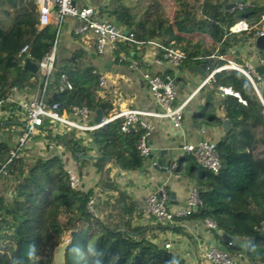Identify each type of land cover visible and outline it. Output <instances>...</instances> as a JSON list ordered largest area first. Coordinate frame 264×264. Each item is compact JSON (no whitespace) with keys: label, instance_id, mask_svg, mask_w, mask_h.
Segmentation results:
<instances>
[{"label":"trees","instance_id":"trees-1","mask_svg":"<svg viewBox=\"0 0 264 264\" xmlns=\"http://www.w3.org/2000/svg\"><path fill=\"white\" fill-rule=\"evenodd\" d=\"M36 2L0 0V100L5 105L14 91L41 90L42 75L25 69L26 56L20 55L26 46L29 60L37 65L56 39L55 26L38 29ZM224 4V0H104L95 11L99 18L112 19L122 34H131L137 42L116 41L111 51L114 63L126 66L121 55L135 60L137 54L147 52L149 42H155L180 51L185 69L193 72L201 60L216 53L243 65L240 50L261 31L258 22L264 7L230 11ZM240 20L249 24L248 29L232 32ZM72 38L80 41L81 36ZM85 57L81 48L61 54L56 48L45 101L57 105L59 114L68 113L72 105H84L93 115L100 110L102 116H108L116 108L100 95L98 82L91 78L94 68L83 63ZM136 61L140 69L149 70L142 60ZM222 63L218 61L217 67ZM60 75L66 77L71 90L58 91ZM219 86L230 89L240 100L220 94L218 107L229 122L216 146L220 169L217 174L199 170L195 185L201 206L187 219L210 220L218 247L234 262V256H240L249 264H264V237L254 231L264 223V197L251 191L264 181V117L257 94H263V89L258 82L256 91L241 73L227 69L213 75L212 92ZM205 117L217 119L214 114ZM57 123L44 117L39 127L61 147L60 154L52 157L28 162L21 154L10 159L16 145L12 134L0 142L2 177L11 181L0 194V264H49L53 248L64 240L68 242L65 264H191L179 248H163L165 241L159 235L169 225L148 220L117 183L114 171L137 172L144 165L146 159L136 147L143 130L134 125L124 133L122 120L114 119L95 130L78 133L64 127L63 133L51 136ZM65 155L76 163L78 189L69 186ZM86 165L100 177L94 187L84 191L81 179ZM189 170L197 171V167L192 165ZM222 190L246 194L242 207L235 209L225 203ZM217 230L246 243L244 253L223 243Z\"/></svg>","mask_w":264,"mask_h":264},{"label":"crops","instance_id":"crops-1","mask_svg":"<svg viewBox=\"0 0 264 264\" xmlns=\"http://www.w3.org/2000/svg\"><path fill=\"white\" fill-rule=\"evenodd\" d=\"M103 1L104 0H88L87 3L96 10ZM237 2L242 5V8L253 6L264 7V0H224L225 9L232 11L231 9L235 8ZM258 23L261 31H264V22L259 20ZM78 26L79 23L74 19H64L56 44L57 51H59V54L62 52L78 51L79 48L85 51L86 57L83 59V63L86 66L93 67L94 72L99 73L105 80V88L100 92V95L103 97L105 96L116 108L114 112L108 115H113L128 109L146 112L158 111L148 93L147 85L142 79V74L146 71L140 68L137 71H132L124 64L114 63L111 51H107L106 54L98 56L94 49V39L88 34L81 36L79 39L80 41L73 40L72 36L75 35L74 30ZM234 26L243 31L248 29L249 24L245 20H240ZM255 38L250 40V42L240 50L239 57L243 64L249 63L255 70L258 69L257 74L259 75V84L263 89V94H261L262 96L259 92H257V94L264 107V51L256 49L254 45ZM149 56L150 53L147 51L142 55L137 54L136 58L138 59L135 58V60H142L144 62V59H147ZM257 57L261 59V62L257 61ZM218 61L223 62L222 66L219 68H224L232 63V59L229 55L220 56ZM145 65L149 67L148 71L163 76L168 75L172 80L175 88L174 103L176 105L185 102L182 125L178 130L173 129L170 122L165 119L152 117L142 118V120L149 123L152 128L146 140L149 154L152 151H165L162 156L164 163L169 160V155L171 154V169L166 172V174L159 173V171H156L150 164V160L146 159L143 165V171L131 173L114 172L117 173L119 188L132 197L138 209H142L143 200L148 194L158 193L159 189L162 187L168 197L170 193L173 194L172 204L169 210L175 211L185 205L190 186L196 183L197 177L201 172L199 169H197V171L192 170L191 173L189 172L191 171L189 169L193 163L190 157L182 153L181 147L184 145L195 147L201 141H212L217 144L224 133H226L223 122L227 119H224L223 111L218 107L221 95L217 92H212L207 86L199 88L201 82L206 77H202L197 73V68L193 72H190L186 69L184 71H176L168 64L154 66L145 63ZM216 68H218L217 65ZM167 72H170V74H167ZM39 94V89L32 91H14L7 100L9 104H2L0 107V142L10 134H12L13 142H17L19 138L17 131L23 129L22 120L24 117V110L22 105L35 100L38 98ZM210 114H214L217 119H207L205 117ZM91 121L94 123V115L91 120H88L89 123ZM57 124L58 126L51 130V136L55 133H63L64 131L63 125L60 123ZM133 126L134 125H132L130 129L133 128ZM227 128H229V122ZM48 136L47 133L39 132V134L32 136L26 142L22 154L28 162L35 158H49L56 154H60L61 147L50 140ZM160 156L161 155L156 156L157 161L161 160ZM184 158H186V160H182ZM64 159L65 169H69L76 173V163L72 161L68 155H65ZM82 173V190L86 191L94 187L100 177V173L89 165L82 168ZM176 176H179V178L176 179ZM190 180L192 182H190ZM10 183L11 181L8 178L0 176V194H2L3 186ZM163 184L166 186L164 187ZM251 191L264 197V181L255 184L251 188ZM222 194L224 202L235 209H240L242 207L247 196L246 194L230 193L225 190H222ZM149 219L150 218H148V220ZM173 227L175 228L172 229V225H169L168 228L164 227L165 231L159 235L160 240L170 242L173 248H179L191 264H205L201 259V253L204 249L210 246H220L218 239L211 233V229L199 220H189L185 217L178 222L175 221ZM234 258L235 264H249L246 258L240 256H234Z\"/></svg>","mask_w":264,"mask_h":264},{"label":"built area","instance_id":"built-area-1","mask_svg":"<svg viewBox=\"0 0 264 264\" xmlns=\"http://www.w3.org/2000/svg\"><path fill=\"white\" fill-rule=\"evenodd\" d=\"M87 2L88 0H37L36 2L39 15L38 29H42L47 25L55 26L56 39L50 52L37 64V69L43 77L40 94L35 100L22 105L24 110V117L22 120L23 130L19 135L14 149L10 152V159L20 157L26 142L32 136L39 134V127L44 117L56 121L62 124L63 127L78 133L95 130L114 119L122 120L120 129L124 133H129L132 125H138L143 130V133L136 147L140 156L145 159H147L149 154L146 140L152 128L149 123L142 120L143 117L165 119L170 122L173 129L178 130L181 128L185 102L176 105L174 103L175 88L172 80L168 76H162L150 71L144 72L142 74V79L147 85L148 93L158 109L156 112L128 109L113 115L101 116L99 123L95 124L92 123V121L90 123L88 122V120L92 119L93 114L84 105H72L68 113L59 114L56 111L57 105H49L46 103L45 98L50 93L47 89L49 78L54 71L56 44L64 19H74L79 23V26L74 30L75 35L84 36L88 34L94 39V49L98 56L106 54L107 51H112L114 43L120 39H126L132 44H137V42L133 40L131 34H127L126 37L123 36L112 19L99 18L96 15L95 9ZM241 8L242 5L237 2L234 9L240 10ZM259 20L264 22V14L260 16ZM231 31L239 32L241 29L233 26ZM261 35H264V31L256 32V36ZM147 47L150 56L144 59L146 61L144 62L148 65L162 66L168 64L176 71L185 70L184 55L180 51L160 46L155 42H149ZM155 48H159L158 51H155L157 54L152 52ZM20 55H24L29 59L26 46L21 48ZM120 61L125 62L126 66L132 71H137L139 69L138 62L129 58L127 55H121ZM257 61L261 62V59L257 57ZM226 69L241 73L257 91L256 84L259 82V75L255 68L249 63H244L243 65L230 63L224 68H215L214 71L209 72L206 78L201 82L199 88L207 86L213 90V75L216 72ZM91 78L98 82L101 90L105 88V80L99 73L92 72ZM71 88V84L67 81L66 77L60 75L58 91L71 90ZM216 91L221 95L232 96L240 100L239 96L228 88L219 86L216 87ZM2 104L3 101L0 100V107ZM262 115L264 117V107ZM216 146L217 144L212 141H201L195 147L184 145L181 147V151L184 155L190 157L193 165L199 169L211 174H217L220 169V159ZM162 169L165 168L162 167ZM66 173L69 186L72 189H78L80 187L78 176L69 169H66ZM2 175H4V170L3 167H0V176ZM168 202L169 197L164 188L161 187L158 193H150L145 197L141 212L144 216L153 219L157 223L173 225L177 219L190 216L194 207L200 208L201 206L195 183L190 186L186 203L182 208L170 211L166 207ZM203 223L210 229H214V224L211 221L205 220ZM254 231L258 236L264 237V223H260L259 226L255 227ZM171 247L172 245L170 242H165L163 244L164 249H170ZM201 259L205 264H235L234 259L218 246L205 248L201 253Z\"/></svg>","mask_w":264,"mask_h":264},{"label":"water","instance_id":"water-1","mask_svg":"<svg viewBox=\"0 0 264 264\" xmlns=\"http://www.w3.org/2000/svg\"><path fill=\"white\" fill-rule=\"evenodd\" d=\"M123 36L126 37L127 32H124ZM254 45H255L257 50L264 51V35L257 36L254 40ZM219 59H220L219 53H216L214 56H212L208 59L201 60V63L199 65V67L197 68L196 72L199 73L202 77H206V75L209 71L210 72L214 71V69L216 68V65H217V61ZM23 67L25 69H28V70L33 71V72L38 71L37 65L33 64L28 58L24 59ZM256 71L258 73V69H256ZM101 116H102L101 111L97 110L96 113L94 114V123L95 124L99 123ZM227 125H228V120H225L223 122V127H224L226 132L228 131ZM164 152L165 151H157V152L152 151L150 154H148L147 159L150 160V164L154 167V169L156 171H159V173L166 174V172H168L171 169L172 155L170 154L169 160L164 163V159H162ZM157 155H161L160 161L156 160ZM162 167H164L165 169H162ZM143 170H144L143 167H141L139 169V171H143ZM175 170H177V169H175ZM178 178H179V176H176V179H178ZM190 182H192V181L190 180ZM163 186L165 187L166 185L163 184ZM169 195L170 196H169V202L167 205V209H169L170 205L172 204V199H173V194L170 193ZM199 210H200V208L194 207L192 209V212L197 213ZM217 233L220 236V239L223 243L228 244L230 246H236V247L241 249V254L244 253V248H245L246 243H244V242H242L236 238H231V237L225 235L220 230H217ZM67 245H68V242L66 240H64L53 248L52 258H51V261L49 264H65V249H66Z\"/></svg>","mask_w":264,"mask_h":264},{"label":"rangeland","instance_id":"rangeland-1","mask_svg":"<svg viewBox=\"0 0 264 264\" xmlns=\"http://www.w3.org/2000/svg\"><path fill=\"white\" fill-rule=\"evenodd\" d=\"M197 169H199L198 167H197ZM199 170H201V169H199ZM202 171V170H201Z\"/></svg>","mask_w":264,"mask_h":264}]
</instances>
